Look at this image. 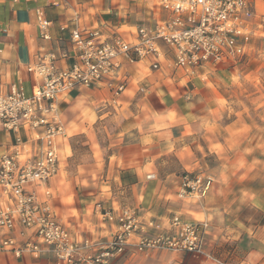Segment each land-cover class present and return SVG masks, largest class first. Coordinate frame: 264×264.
<instances>
[{
	"label": "crops",
	"instance_id": "1",
	"mask_svg": "<svg viewBox=\"0 0 264 264\" xmlns=\"http://www.w3.org/2000/svg\"><path fill=\"white\" fill-rule=\"evenodd\" d=\"M160 1L0 0V89L8 92L11 85H18L31 94L41 81L28 68L48 54L55 55L60 69L70 68L74 29H96L105 37L119 35L134 43L140 28H152L167 17L158 7ZM261 6L256 1L257 13ZM37 9L52 22L49 41L40 37ZM158 45L157 55L135 63L123 60L121 95L114 96L101 85L79 87L62 99L65 136L57 140L59 175L28 190L50 204L77 241L103 242L115 231L102 219L98 205L115 212L133 209L143 222L159 223L166 233L175 215L208 224L200 254L129 249L110 264H264V124L256 113L239 107V99L235 101L238 67L213 63L188 75L175 66L171 49L163 42ZM156 63L158 70L153 68ZM102 124L108 150L113 151L107 176L83 189L79 186V191L65 192L61 173L72 156L71 139L84 136L93 160L99 162L105 151ZM21 138L39 152L35 133L22 131ZM14 145L15 135L0 128V157L11 153ZM184 174L211 177L212 188L204 198L180 199ZM9 206L0 189V209ZM13 234L19 244L31 239L20 225ZM52 262L50 254L40 260L24 255L19 261L11 253H0V264Z\"/></svg>",
	"mask_w": 264,
	"mask_h": 264
},
{
	"label": "built area",
	"instance_id": "2",
	"mask_svg": "<svg viewBox=\"0 0 264 264\" xmlns=\"http://www.w3.org/2000/svg\"><path fill=\"white\" fill-rule=\"evenodd\" d=\"M256 1L264 5V0H161L158 7L167 17L152 28H140L134 43L119 35L105 37L96 29H74L70 68L60 69L55 55L48 54L28 68L41 81L31 94L18 85H11L8 92L0 89V128L15 135L12 152L0 157V189L10 203L0 209V253H11L19 261L24 255L40 260L50 254V264H110L129 249L200 254L207 223H190L175 215L166 233L161 232L159 223L143 222L133 209L115 212L102 205L97 206L99 214L115 231L103 242L91 238L77 241L58 221L50 204L28 187L59 175L57 140L65 136L60 115L64 97L79 87L101 85H107L114 96L121 95L125 91L119 80L123 60L135 63L157 55L159 42L171 49L175 66L188 75L213 63L237 64L260 33ZM36 20L40 37L51 40L52 22L42 9L36 10ZM153 68L158 70L159 64ZM22 131L35 133L39 152L34 153L30 143L21 138ZM212 185L211 177L184 174L178 197L204 198ZM17 225L31 235L23 244L13 234ZM148 230L159 233L150 235Z\"/></svg>",
	"mask_w": 264,
	"mask_h": 264
},
{
	"label": "rangeland",
	"instance_id": "3",
	"mask_svg": "<svg viewBox=\"0 0 264 264\" xmlns=\"http://www.w3.org/2000/svg\"><path fill=\"white\" fill-rule=\"evenodd\" d=\"M259 9L258 23L261 25L260 33L248 48L247 55L233 67H238V74L235 75V87L232 94L235 101L239 99L241 108L256 113L257 121L264 124V5ZM232 67V68H233ZM106 122V121H105ZM104 123V122H103ZM110 126H116L110 122ZM105 125L101 126V145L105 151L100 154V161L93 160V152L87 145L84 136L71 139L72 156L65 162L64 173H61L63 180H66L65 192L79 191L107 176L109 154V141L104 133ZM97 164V165H96ZM56 178V177H55ZM123 180V177H122ZM84 183V186H83ZM92 186V185H91Z\"/></svg>",
	"mask_w": 264,
	"mask_h": 264
}]
</instances>
